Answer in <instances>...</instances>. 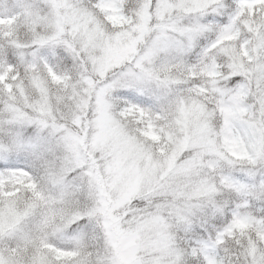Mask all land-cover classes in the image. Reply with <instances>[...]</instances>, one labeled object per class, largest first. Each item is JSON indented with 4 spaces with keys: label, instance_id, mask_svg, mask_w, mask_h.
Masks as SVG:
<instances>
[{
    "label": "snow or ice",
    "instance_id": "1",
    "mask_svg": "<svg viewBox=\"0 0 264 264\" xmlns=\"http://www.w3.org/2000/svg\"><path fill=\"white\" fill-rule=\"evenodd\" d=\"M0 264H264V0H0Z\"/></svg>",
    "mask_w": 264,
    "mask_h": 264
},
{
    "label": "clouds",
    "instance_id": "2",
    "mask_svg": "<svg viewBox=\"0 0 264 264\" xmlns=\"http://www.w3.org/2000/svg\"><path fill=\"white\" fill-rule=\"evenodd\" d=\"M240 194L235 192L234 190L228 189H219L216 196V204L226 206L228 203H235L239 198ZM207 213L209 218H211L212 213L215 211V208L211 205L206 206ZM259 211V209H258ZM234 245V239L232 237H226L224 240V244L220 247L223 248H232Z\"/></svg>",
    "mask_w": 264,
    "mask_h": 264
}]
</instances>
